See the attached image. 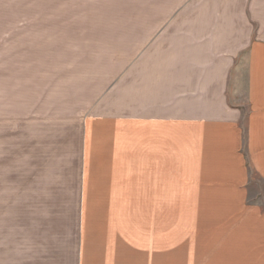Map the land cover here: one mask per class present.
<instances>
[{
  "label": "crops",
  "instance_id": "1",
  "mask_svg": "<svg viewBox=\"0 0 264 264\" xmlns=\"http://www.w3.org/2000/svg\"><path fill=\"white\" fill-rule=\"evenodd\" d=\"M179 18L90 107L78 180L0 187V264H264V0Z\"/></svg>",
  "mask_w": 264,
  "mask_h": 264
},
{
  "label": "rangeland",
  "instance_id": "2",
  "mask_svg": "<svg viewBox=\"0 0 264 264\" xmlns=\"http://www.w3.org/2000/svg\"><path fill=\"white\" fill-rule=\"evenodd\" d=\"M192 1L0 0V187L78 180L90 107L138 64L139 84L150 82L152 41ZM152 211L139 205V224ZM141 261L151 264L139 243Z\"/></svg>",
  "mask_w": 264,
  "mask_h": 264
}]
</instances>
